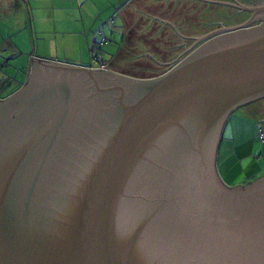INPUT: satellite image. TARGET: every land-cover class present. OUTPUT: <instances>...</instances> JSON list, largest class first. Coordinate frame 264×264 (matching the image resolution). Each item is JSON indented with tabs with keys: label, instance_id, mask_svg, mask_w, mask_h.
I'll return each mask as SVG.
<instances>
[{
	"label": "water",
	"instance_id": "obj_1",
	"mask_svg": "<svg viewBox=\"0 0 264 264\" xmlns=\"http://www.w3.org/2000/svg\"><path fill=\"white\" fill-rule=\"evenodd\" d=\"M237 4L248 23L154 78L30 59L0 100V264H264V175L218 171L264 99V2Z\"/></svg>",
	"mask_w": 264,
	"mask_h": 264
},
{
	"label": "crops",
	"instance_id": "obj_2",
	"mask_svg": "<svg viewBox=\"0 0 264 264\" xmlns=\"http://www.w3.org/2000/svg\"><path fill=\"white\" fill-rule=\"evenodd\" d=\"M237 3L252 5L247 0H0V23L5 27L10 26L4 22L13 21L54 23L55 32L60 34L56 37L70 36L77 54L105 53L103 49L112 39L111 47L119 49L116 60L128 53H157L152 58L157 65H163L169 61H162L160 54L174 53V60L193 40L202 39L225 17L232 16L233 10H239ZM103 39L106 42L101 45ZM110 61L108 67L113 62ZM241 110L253 117L249 137L245 138L247 125L243 120L237 129L225 132L218 171L226 179L234 175L236 168H242L251 181L264 175V142L259 136V127L264 132V119L258 118L264 115V103L250 104Z\"/></svg>",
	"mask_w": 264,
	"mask_h": 264
},
{
	"label": "rangeland",
	"instance_id": "obj_3",
	"mask_svg": "<svg viewBox=\"0 0 264 264\" xmlns=\"http://www.w3.org/2000/svg\"><path fill=\"white\" fill-rule=\"evenodd\" d=\"M4 23L10 27H5L2 23H0V100L16 93L26 83L27 75L29 74L28 66L31 58L50 61L59 60L73 65H82L83 67L96 66V63H92L95 55H90L91 53L86 51L84 55L73 52L74 47L71 46L72 39L70 36L68 37L64 34L62 38L56 37L60 36V34L55 32L54 23L37 21L35 23L30 21H13ZM111 41L112 39H110L109 43L105 46L106 48L103 49L105 53H100V51L98 52L99 57L102 58L103 56L104 60L108 61L107 64L111 62L110 60H113V62L109 65L111 71L139 79L154 78L168 71L164 64H159V66L157 65L158 63L156 64L153 60V56L156 57L159 55L157 53L156 55L151 54V56L128 53L123 54L116 60L119 49L118 47L117 49L111 47ZM121 41L122 39H120L118 46ZM129 41H131V39H129ZM109 47H111L112 50L109 51ZM174 56V53L168 52L162 55L160 54V57L163 58L162 61L165 62H171ZM260 103H264V100L260 101ZM249 115L250 113L242 111L241 109L233 113L226 124L224 138L226 131L229 133L235 128L237 129L240 120H243L247 125V129L244 132L245 138L249 137L250 132L248 131V127L249 123L252 121L251 119H253V117ZM263 116L264 115L258 117L259 120L262 121L264 119ZM226 138H228V136H226ZM258 149L259 154L261 149ZM234 172V175L226 177V179L222 178L228 187L247 185L248 182H253L263 176L260 172L262 175L250 181L248 180L247 173L243 171L242 168H236Z\"/></svg>",
	"mask_w": 264,
	"mask_h": 264
},
{
	"label": "flooded vegetation",
	"instance_id": "obj_4",
	"mask_svg": "<svg viewBox=\"0 0 264 264\" xmlns=\"http://www.w3.org/2000/svg\"><path fill=\"white\" fill-rule=\"evenodd\" d=\"M247 1H250V3H252V5H257L259 3L264 2V0H247ZM232 17H233V19H231ZM225 18H226L225 21L222 22V23H218L217 26L212 28L210 33L215 32L217 30H221V29L226 28V27H233V26L244 24V23H248L249 20L251 18H253V14H251L249 12H244V11L235 9V10H233L232 16L228 15V17H225ZM196 43H197V41L195 40V42H194V40H193L190 43V45L188 44L187 47H184L183 52H181V54L178 55L173 61L169 62V64H164V66L167 67V70H170V68L172 66H174V64L176 63V60H178L179 57H180L179 58V61H180L181 59L186 57L190 53V51H192L195 48H197L198 44L196 45ZM108 70L111 71L110 68H108ZM28 72H30V70ZM28 76H29V74H28ZM263 100H260V101H263ZM260 101H257L255 103H260ZM255 103H252V104H255Z\"/></svg>",
	"mask_w": 264,
	"mask_h": 264
},
{
	"label": "built area",
	"instance_id": "obj_5",
	"mask_svg": "<svg viewBox=\"0 0 264 264\" xmlns=\"http://www.w3.org/2000/svg\"><path fill=\"white\" fill-rule=\"evenodd\" d=\"M94 41L96 42V38H94ZM106 42L105 39H103L102 44H104ZM94 63H96V68L97 69H101V70H107L108 65L105 61H103L100 57H95L93 58ZM259 136L260 139L264 142V132L262 131V129H259Z\"/></svg>",
	"mask_w": 264,
	"mask_h": 264
},
{
	"label": "trees",
	"instance_id": "obj_6",
	"mask_svg": "<svg viewBox=\"0 0 264 264\" xmlns=\"http://www.w3.org/2000/svg\"><path fill=\"white\" fill-rule=\"evenodd\" d=\"M247 3H250V1H247ZM95 57H99V56L98 55H95ZM95 57H93V58H95ZM259 129H261V127H259Z\"/></svg>",
	"mask_w": 264,
	"mask_h": 264
},
{
	"label": "clouds",
	"instance_id": "obj_7",
	"mask_svg": "<svg viewBox=\"0 0 264 264\" xmlns=\"http://www.w3.org/2000/svg\"><path fill=\"white\" fill-rule=\"evenodd\" d=\"M94 68H96V66H94ZM109 68V67H108ZM108 68H107V70H108Z\"/></svg>",
	"mask_w": 264,
	"mask_h": 264
}]
</instances>
